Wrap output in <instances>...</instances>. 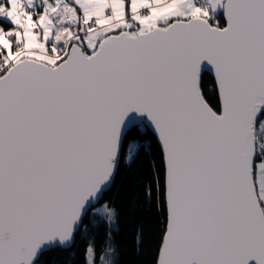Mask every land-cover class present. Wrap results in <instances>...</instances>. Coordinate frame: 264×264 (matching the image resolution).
<instances>
[{
	"label": "snow or ice",
	"instance_id": "snow-or-ice-1",
	"mask_svg": "<svg viewBox=\"0 0 264 264\" xmlns=\"http://www.w3.org/2000/svg\"><path fill=\"white\" fill-rule=\"evenodd\" d=\"M261 117L264 0H0V264L71 246L146 149L138 120L162 153L155 264H264Z\"/></svg>",
	"mask_w": 264,
	"mask_h": 264
},
{
	"label": "trees",
	"instance_id": "trees-1",
	"mask_svg": "<svg viewBox=\"0 0 264 264\" xmlns=\"http://www.w3.org/2000/svg\"><path fill=\"white\" fill-rule=\"evenodd\" d=\"M201 80L208 102L218 103V92L212 76L204 73ZM128 139L142 140L146 149L131 164L121 157L114 182L99 201L98 205L107 203L116 212L111 239V222L100 213L93 212L96 205L82 219L71 246H56L43 252L36 264H86L89 245L94 248L97 263L111 245L115 250V264H155L167 218L162 187L157 188V183L163 184L162 153L156 137L143 124L133 129ZM149 187L152 188L151 196L146 195Z\"/></svg>",
	"mask_w": 264,
	"mask_h": 264
},
{
	"label": "rangeland",
	"instance_id": "rangeland-1",
	"mask_svg": "<svg viewBox=\"0 0 264 264\" xmlns=\"http://www.w3.org/2000/svg\"><path fill=\"white\" fill-rule=\"evenodd\" d=\"M105 206H107V203H104L102 205H97L94 209H93V212H98L100 213L102 216L106 217V219H108V216L107 214L104 212V208ZM108 207V206H107ZM110 208V207H108ZM110 209H113V208H110ZM114 210V209H113ZM115 212V211H114ZM116 213V212H115ZM109 221V219H108ZM91 246V245H89ZM93 247V246H92ZM109 249H111V251H109ZM103 259L106 260V261H109V264H115V258H116V255H115V250H114V247L109 245L108 248L106 249L105 253L102 255ZM86 264H87V261H86ZM93 264H103L102 260L100 259V261L97 263L95 261V256H93Z\"/></svg>",
	"mask_w": 264,
	"mask_h": 264
},
{
	"label": "water",
	"instance_id": "water-1",
	"mask_svg": "<svg viewBox=\"0 0 264 264\" xmlns=\"http://www.w3.org/2000/svg\"><path fill=\"white\" fill-rule=\"evenodd\" d=\"M205 73L208 74V72H205ZM203 74H204V73H202V75H203ZM209 74L212 76V78H213V80H214V75L211 74V73H209ZM140 124H143L144 126H147L148 129H149V130L151 131V133L153 134V136H155V134H154L152 128H151L150 126L147 125V122H146V121L141 122V121L138 120V121H137V126L140 125ZM155 137H156V136H155ZM156 140H157V138H156ZM157 141H158V140H157ZM110 186H111V185H110ZM105 192H106V191H105ZM100 200H101V199H100ZM100 200H99V201H100ZM99 201H98V202H94V203L92 204V206L88 209V211H89L91 208H93V207H95L96 205H98V204L100 203ZM83 218H84V217H83ZM166 219H167V218H166ZM80 226H81V225H80ZM76 233H77V232H76ZM76 233L74 234L73 242H74L75 239H76V236H75ZM73 242H72V243H73ZM72 243H71V244H72ZM55 247H56V246H55ZM55 247H51L50 249L55 248ZM58 247H60V246H58ZM63 248H65V247H63ZM44 252H45V251H44ZM39 256H40V255H39ZM37 260H38V259H37ZM37 260H36V261H37Z\"/></svg>",
	"mask_w": 264,
	"mask_h": 264
}]
</instances>
